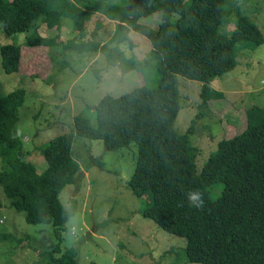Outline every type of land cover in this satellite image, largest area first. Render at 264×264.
Instances as JSON below:
<instances>
[{
	"label": "trees",
	"instance_id": "16d2710c",
	"mask_svg": "<svg viewBox=\"0 0 264 264\" xmlns=\"http://www.w3.org/2000/svg\"><path fill=\"white\" fill-rule=\"evenodd\" d=\"M57 1L0 0L4 33H24L36 22L38 32L40 21L51 27L58 15L53 11ZM228 1L132 0L123 26L142 34L151 44L158 85H143L118 98L105 96L92 109L94 126L90 119L76 117L73 133L55 137L39 148L49 164L43 174L26 159L20 137L14 136L24 92L19 89L0 96V186L12 207L24 214L26 224L51 225L57 232L73 217L62 206L60 196L74 185L81 171L72 151L76 135L101 140L108 151L136 143L131 192L146 203L145 219L186 239L188 263L264 264V110H248L246 130L221 140L201 172L196 166L199 150L191 142L193 129L179 134L174 128L181 109L180 77L202 83V106L207 107L224 98L212 91L211 84L236 66L240 50L264 44L261 29L247 17L239 15L233 31L224 27ZM101 11L105 14L104 8L95 12ZM157 13L161 16L157 30L138 23ZM37 32L26 45L53 44ZM0 52L4 71L18 73L21 47L4 45ZM219 183L223 191L215 201L213 188ZM196 189L205 193L200 209L190 207L187 200V193ZM51 254L53 264H80L75 249L59 257Z\"/></svg>",
	"mask_w": 264,
	"mask_h": 264
},
{
	"label": "rangeland",
	"instance_id": "374dc122",
	"mask_svg": "<svg viewBox=\"0 0 264 264\" xmlns=\"http://www.w3.org/2000/svg\"><path fill=\"white\" fill-rule=\"evenodd\" d=\"M69 1L72 6L57 1L53 11L58 15L51 27L38 23V36L53 40L50 46L26 45L36 34L37 22L13 36L6 35L0 25V50L4 45L22 49L21 70L13 74L4 71L0 52V96L19 89L24 92L14 136L20 137L26 159L39 174L49 170L39 148L73 133L76 117L84 116L94 126L92 109L105 96L118 98L137 87L159 83L151 44L123 26L132 0ZM97 8H104L105 14L95 12ZM239 15L257 25L264 36V0H229L224 9L228 31L236 28ZM160 18L157 13L138 23L157 30ZM202 86L180 77L181 109L174 126L179 134L193 129L198 172L221 140L246 130L248 110H264V44L242 48L236 66L212 81V91L224 95L222 100L203 107ZM72 151L81 171L60 201L74 215L57 232L51 225L26 224L24 214L12 207L0 186V264H53L52 252L59 257L69 249L76 250L80 264H198L187 262L185 238L162 231L143 217L147 205L129 186L136 143L108 151L101 140L76 135ZM221 190V183L213 188V200Z\"/></svg>",
	"mask_w": 264,
	"mask_h": 264
},
{
	"label": "clouds",
	"instance_id": "9594fccd",
	"mask_svg": "<svg viewBox=\"0 0 264 264\" xmlns=\"http://www.w3.org/2000/svg\"><path fill=\"white\" fill-rule=\"evenodd\" d=\"M205 193L202 192L200 189H196L194 191H189L187 193V200L190 207L200 209L204 206L205 200H204Z\"/></svg>",
	"mask_w": 264,
	"mask_h": 264
},
{
	"label": "crops",
	"instance_id": "0c3cea01",
	"mask_svg": "<svg viewBox=\"0 0 264 264\" xmlns=\"http://www.w3.org/2000/svg\"><path fill=\"white\" fill-rule=\"evenodd\" d=\"M75 8V7H74ZM40 30V29H39Z\"/></svg>",
	"mask_w": 264,
	"mask_h": 264
}]
</instances>
